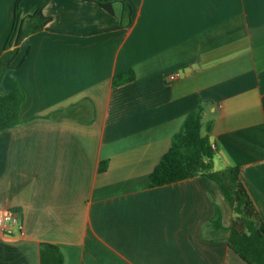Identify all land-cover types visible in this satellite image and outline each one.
Returning a JSON list of instances; mask_svg holds the SVG:
<instances>
[{
	"label": "crops",
	"instance_id": "0c3cea01",
	"mask_svg": "<svg viewBox=\"0 0 264 264\" xmlns=\"http://www.w3.org/2000/svg\"><path fill=\"white\" fill-rule=\"evenodd\" d=\"M15 1L0 0V55ZM20 7L50 21L23 37L0 83L25 91L20 123L0 131V207L25 233L0 236V264H40L41 242L63 264H248L229 246L233 209L216 181L151 186L150 173L202 102L214 167L239 166L264 220V0ZM127 68L135 78L115 85Z\"/></svg>",
	"mask_w": 264,
	"mask_h": 264
},
{
	"label": "trees",
	"instance_id": "16d2710c",
	"mask_svg": "<svg viewBox=\"0 0 264 264\" xmlns=\"http://www.w3.org/2000/svg\"><path fill=\"white\" fill-rule=\"evenodd\" d=\"M98 1L106 9L112 10L114 0ZM125 11H130L126 2ZM49 21L50 17L42 12L41 7L23 16L20 0L15 1L12 25L0 55V83L6 70L12 67L19 42L26 35L47 28ZM134 78V70L127 68L114 75L113 83L120 85ZM24 99L25 91L17 82L9 92H0V131L20 123V107ZM71 112L72 106L61 113L66 115ZM204 122V105L200 102L186 114L180 129L172 135L170 147L150 173V185L168 184L195 175L216 181L233 209L232 222L226 228L229 246L248 264H264V220L240 177L239 166L214 167L215 148L209 135L202 133ZM206 126L210 128L207 122ZM105 167L106 162L100 168ZM211 222L216 228L223 227L218 206ZM63 263V254L56 244L41 242L40 264Z\"/></svg>",
	"mask_w": 264,
	"mask_h": 264
},
{
	"label": "built area",
	"instance_id": "2783aa9c",
	"mask_svg": "<svg viewBox=\"0 0 264 264\" xmlns=\"http://www.w3.org/2000/svg\"><path fill=\"white\" fill-rule=\"evenodd\" d=\"M167 76L175 80L180 77V72L174 71ZM24 233V222L20 214L11 207H0V236H22Z\"/></svg>",
	"mask_w": 264,
	"mask_h": 264
},
{
	"label": "bare ground",
	"instance_id": "6f19581e",
	"mask_svg": "<svg viewBox=\"0 0 264 264\" xmlns=\"http://www.w3.org/2000/svg\"><path fill=\"white\" fill-rule=\"evenodd\" d=\"M15 208V207H14Z\"/></svg>",
	"mask_w": 264,
	"mask_h": 264
}]
</instances>
